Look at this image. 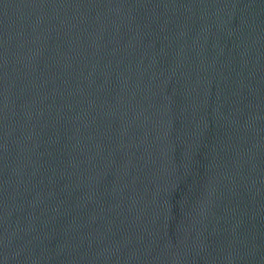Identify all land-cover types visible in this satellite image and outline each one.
<instances>
[{
    "label": "water",
    "instance_id": "water-1",
    "mask_svg": "<svg viewBox=\"0 0 264 264\" xmlns=\"http://www.w3.org/2000/svg\"><path fill=\"white\" fill-rule=\"evenodd\" d=\"M0 264H264V0H0Z\"/></svg>",
    "mask_w": 264,
    "mask_h": 264
}]
</instances>
